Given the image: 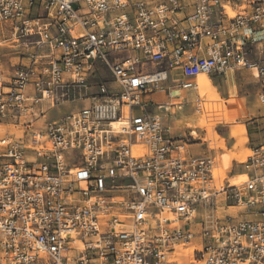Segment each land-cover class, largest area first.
<instances>
[{
	"label": "built area",
	"instance_id": "obj_1",
	"mask_svg": "<svg viewBox=\"0 0 264 264\" xmlns=\"http://www.w3.org/2000/svg\"><path fill=\"white\" fill-rule=\"evenodd\" d=\"M0 26V264H264V140L231 184L149 97L175 70L195 104L200 74L263 79L264 0H0ZM97 59L118 88L85 96Z\"/></svg>",
	"mask_w": 264,
	"mask_h": 264
},
{
	"label": "rangeland",
	"instance_id": "obj_2",
	"mask_svg": "<svg viewBox=\"0 0 264 264\" xmlns=\"http://www.w3.org/2000/svg\"><path fill=\"white\" fill-rule=\"evenodd\" d=\"M229 14H233L231 9H229ZM1 31L4 35L8 34L6 27L0 26V33ZM22 48V45L3 48L4 61L18 62V58H14V56L22 55ZM255 72V69L245 68L234 70L229 75L225 73L224 75L215 74L209 76L213 86L207 84L205 87H201L198 93L200 101L197 104L189 102L187 93L174 91L182 94L183 97L182 99H173L172 102L176 104L169 111L164 112L166 114L164 122L171 127L170 132L172 135H185L190 131H195L196 135L194 134V136L196 139L194 144L191 145L192 151L196 154L212 155L215 166H222L223 160H226L224 171L229 170L227 172L228 176H240L235 173L241 171L240 162L245 160L250 146L260 144L264 140V108L258 100V92L264 84V78H258ZM209 78H201L200 82L207 83ZM99 83H105L110 88H118L113 82V77L108 67L97 59L87 78V89L83 90L82 94L89 96L95 92L96 85ZM154 97L163 101L166 100V97H163L162 94H155ZM88 99V97L81 98L76 96L69 101L60 103L48 111V119L52 120L77 111L88 104ZM208 104L221 108L226 116L223 119H219L218 114H222L221 110L214 115V118H216L213 124L215 140L206 139L207 126L202 122L203 117L200 115L201 112L203 114L201 108ZM183 116L185 118L180 125L179 120L183 119ZM227 121H234L245 128L246 140L244 142L232 135ZM186 122L190 125H185ZM237 131L240 133L241 138L244 137L243 129L236 128L235 134ZM227 177L225 178L228 179ZM230 209L232 208H228L226 211L237 210L236 208ZM218 210L223 211V208Z\"/></svg>",
	"mask_w": 264,
	"mask_h": 264
},
{
	"label": "crops",
	"instance_id": "obj_3",
	"mask_svg": "<svg viewBox=\"0 0 264 264\" xmlns=\"http://www.w3.org/2000/svg\"><path fill=\"white\" fill-rule=\"evenodd\" d=\"M226 9H227V12L229 13V9H230V7H228V6H226ZM227 73V75H229L230 73H232V71L230 70V71H227L226 72ZM256 73V72H255ZM213 75H215V74H213ZM232 75V74H231ZM211 76V75H210ZM233 76V75H232ZM180 78V75H179V71H177V70H175V71H172V72H169V80H168V82H166V84H165V88H169L170 89V91H171V95L173 96V98H171L170 100H169V98H168V92L167 91H162V92H154V93H152L149 97H150V99H152L153 101H155V102H159V103H164V104H173V105H171L170 106V108H172V106H174V104H176V103H174V102H172V100L173 99H182V94H180V93H175L174 91H181V90H178V89H176L175 88V80H177V79H179ZM207 78H209V76H207V77H205V79H207ZM207 84H209L210 86H213L212 85V82H211V79L209 78V80H208V82L206 83H201L200 82V80H198L197 81V93H199V91L201 90V87H205ZM181 93H187V92H183V91H181ZM155 94H162V96L163 97H166V100L165 101H163V100H161V99H156L155 97H154V95ZM176 95H179V97H175ZM187 95L189 96V100H191V99H193L192 97H191V95L189 94V93H187ZM233 97H235V96H233ZM167 102V103H166ZM207 106H213L214 108H218L219 110H221L222 111V114H218V117H220L219 119H223L224 117H226L225 115H224V111L221 109V108H219V107H217L216 105H212V104H208V105H205L204 107H202L201 108V110H204ZM169 108V109H170ZM169 109H168V111H169ZM165 111H162L161 113H162V115H163V122H164V116H166V114L164 113ZM201 117H203V114H202V112H201ZM214 117V116H213ZM184 116H183V119H180L179 120V124L181 125V122H182V120H184ZM228 119V118H227ZM229 120V119H228ZM228 122V127H229V129L231 130V132H232V135L233 136H235V137H238V138H240L241 140H242V142H244L245 140H246V131H245V128L243 127V126H241V125H238V124H236L234 121H227ZM184 123V122H183ZM164 124L165 125H167L169 128H171L168 124H166L165 122H164ZM186 124H189L188 122H186L185 123V125ZM190 125V124H189ZM236 128H240V129H243V133H244V137H239V136H237L236 134H235V129ZM171 135H172V133H171ZM183 135V134H182ZM182 135H179V136H182ZM226 164V162H223V166ZM224 168H225V166H224ZM236 174V173H235ZM228 208H231V207H228ZM231 210V209H230Z\"/></svg>",
	"mask_w": 264,
	"mask_h": 264
},
{
	"label": "bare ground",
	"instance_id": "obj_4",
	"mask_svg": "<svg viewBox=\"0 0 264 264\" xmlns=\"http://www.w3.org/2000/svg\"><path fill=\"white\" fill-rule=\"evenodd\" d=\"M230 15H232V14H230ZM228 71H230V70H228ZM162 76L163 75L160 73H153L150 75V78H159ZM205 77H207V75L200 74L197 77V81L200 80L201 78H205ZM219 111L220 110L218 108L216 109L213 106H207L203 110L202 122L205 123V125L207 126V136H206L207 140H215L214 133H213V124H214L216 118H214L213 116L215 114H217V112H219ZM187 125H189V124H187ZM193 134H195V131H193ZM236 135L240 137V133L238 131L236 132ZM249 153H250V150L248 151L247 155ZM223 161L226 162V160H223ZM228 171H224V166L222 163V166H220V165L216 166V168L214 169V175L219 176L220 179H223V178L228 176V174H227ZM227 178L231 184H237V183L244 181L246 179V176L245 175H240V176H235V177L234 176H228ZM231 208L233 209L234 207H231ZM232 211H234V210H232ZM220 212H222V211H220ZM228 212H231V211H228Z\"/></svg>",
	"mask_w": 264,
	"mask_h": 264
}]
</instances>
